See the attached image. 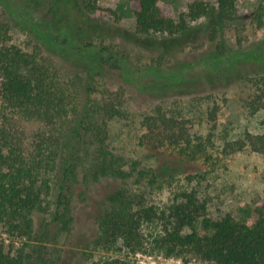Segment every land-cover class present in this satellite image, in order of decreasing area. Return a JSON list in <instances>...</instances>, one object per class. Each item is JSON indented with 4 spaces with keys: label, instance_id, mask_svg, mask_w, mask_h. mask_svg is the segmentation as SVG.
Instances as JSON below:
<instances>
[{
    "label": "trees",
    "instance_id": "1",
    "mask_svg": "<svg viewBox=\"0 0 264 264\" xmlns=\"http://www.w3.org/2000/svg\"><path fill=\"white\" fill-rule=\"evenodd\" d=\"M78 1L89 15L111 16L100 0ZM130 2L136 33L144 37H173L190 31L188 19L236 12V0H217L215 6L196 2L190 5L188 15L176 21L162 0ZM31 24L38 32L33 50L0 38V226L13 242L22 240L20 246L12 244L9 250L0 241V264H63L67 250L60 242L73 228L76 188L106 177L122 184L104 199L96 217V236L87 247L77 249L73 264H140L111 255L97 259V251L163 255L184 262L199 258L213 264H264V200L246 218L231 213L214 218L201 183L188 174L174 197L163 205L156 204L147 189L168 178L163 176V167L145 168L140 162L128 165L111 147L109 123L128 120L132 114L125 90L101 89L97 76H102L108 62L128 77H139L141 72L124 67L116 53L92 43L80 50L88 51L89 56L79 53L88 66L86 75L74 72L64 63L71 62L70 37L36 19ZM6 34V29L0 28V35ZM43 45H49L52 53L57 49L61 62ZM240 54L264 65L263 48L233 51L217 59L207 57L201 63L222 68ZM155 74L179 80L187 75L177 69ZM251 80L261 92L252 105L257 111L264 99V73ZM33 122L37 128L32 131L27 123ZM142 125L156 148L167 142L189 144L191 139L175 131L180 127L177 120L161 107L145 113ZM55 186L57 197L50 204ZM39 212L50 217L37 229L34 216Z\"/></svg>",
    "mask_w": 264,
    "mask_h": 264
},
{
    "label": "rangeland",
    "instance_id": "2",
    "mask_svg": "<svg viewBox=\"0 0 264 264\" xmlns=\"http://www.w3.org/2000/svg\"><path fill=\"white\" fill-rule=\"evenodd\" d=\"M196 2L217 4V0H162L176 21L181 15H188L190 5ZM100 5L111 11L110 17L85 13L78 0H0V28L7 31L0 38L33 50L38 32L31 21L51 25L62 36L70 37L71 62H64L66 67L84 76L88 66L79 53L89 56L88 51L80 52L85 45L92 43L116 53L124 67L141 72V76L128 77L110 62L105 64L102 76H97L101 89L125 90L132 114L128 120L109 123V142L128 165L140 162L145 168L163 167V176L168 178L147 189L151 201L167 203L191 174L210 199L212 217L227 213L239 219L248 217L264 200V99L260 109L253 110L261 92L251 80L257 73H264V65L242 54L229 59L222 68L201 61L226 57L233 51L264 49V0H236V12L231 16L216 12L197 21L188 19L190 31L173 37L138 35L130 0H100ZM43 46L49 53V45ZM48 48L61 62L57 49L52 53ZM165 69H177L187 75L179 80L155 74ZM159 107L177 120L180 127L175 131L190 136L189 144L175 146L167 142L156 148L149 142L142 118ZM27 126L32 131L37 128L34 122ZM121 184L119 179L106 177L89 186H77L73 228L60 242L61 248L67 250L63 264H73L77 249L87 247L95 238L96 217L103 201ZM57 193L55 186L50 204L55 203ZM34 217L36 228L40 229L50 216L39 212ZM0 241L7 244V250L12 244H22V240L9 239L1 226ZM109 255L128 257L140 264H213L199 258L184 262L155 254L96 252L97 259Z\"/></svg>",
    "mask_w": 264,
    "mask_h": 264
}]
</instances>
